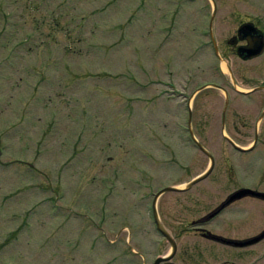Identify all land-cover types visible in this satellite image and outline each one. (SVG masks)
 Segmentation results:
<instances>
[{
  "label": "rangeland",
  "instance_id": "374dc122",
  "mask_svg": "<svg viewBox=\"0 0 264 264\" xmlns=\"http://www.w3.org/2000/svg\"><path fill=\"white\" fill-rule=\"evenodd\" d=\"M175 1L0 0V264H153L165 184L157 264H264V236L218 235L257 233L264 200L208 215L264 190V49L230 36L264 29V0ZM213 6L218 55L200 43ZM187 110L213 165L179 188L208 161Z\"/></svg>",
  "mask_w": 264,
  "mask_h": 264
},
{
  "label": "water",
  "instance_id": "95a60500",
  "mask_svg": "<svg viewBox=\"0 0 264 264\" xmlns=\"http://www.w3.org/2000/svg\"><path fill=\"white\" fill-rule=\"evenodd\" d=\"M248 25V26H247ZM239 31H241V33L242 34H248L249 35V37H250V41H252L253 42V44H252V49L254 48V47H256L257 45H258V42H259V40H258V36H257V34L255 33V28H254V26L253 25H250V24H248V23H243V24H241L240 26H239ZM252 34V35H251ZM250 48V49H251ZM261 48V42H260V45L253 51V52H257V51H259V49ZM249 48H241V53L242 54H249L250 53V50ZM250 50V51H249ZM227 137V139L229 140V141H231L232 142V144H234L235 145V143L233 142V140L231 139V138H229V136H226ZM202 149H204L202 146H200ZM205 150V149H204ZM211 163H212V157L209 155V161H208V164H207V166L202 170V171H200L199 173H197V174H195V175H193L192 177H190L189 179H187L185 182H184V184L182 185V186H180V187H185V186H187V185H189L191 182H193V181H195V180H197V179H199L200 177H202L207 171H208V169L210 168V165H211ZM172 185H165V186H163V187H161L160 189H158L157 191H156V193L154 194V196H153V199H152V202H151V205H152V212H153V217H154V220H155V223H156V226H157V228L167 237V239H168V241H169V249H168V251L165 253V254H161V255H158V256H156L155 258H154V260H153V263L154 264H157L156 263V261H157V259L158 258H161V257H163V258H165V257H169L172 253H173V251H174V249H175V241H174V239H173V237L161 226V224L159 223V221H158V219H157V217H156V213H155V208H154V198H155V195L158 193V192H160L161 190H163V189H166V188H168V187H171ZM259 193H262V192H259ZM264 233V228L262 229V231L260 232V233H258V234H256V235H254V236H252V237H250L249 238V240L250 239H254V238H256L257 236H259V235H261V234H263ZM165 261H168V262H171L172 264H175V263H173L172 261H170V260H165Z\"/></svg>",
  "mask_w": 264,
  "mask_h": 264
},
{
  "label": "flooded vegetation",
  "instance_id": "af4514ba",
  "mask_svg": "<svg viewBox=\"0 0 264 264\" xmlns=\"http://www.w3.org/2000/svg\"><path fill=\"white\" fill-rule=\"evenodd\" d=\"M230 36H231V38H233L234 36H238L239 38H241V35L238 33V31H234ZM201 43H202L203 45H207L209 48L213 49V47H214V42H213L212 39L210 38L209 31H207V38H206V40L202 41ZM239 44H243V45L246 44V41H245V39H244L243 37H242V42L239 43ZM237 46H238V45H237ZM226 105H227V101H226L225 107L222 108V109H223V112H222L223 114H224V112H225ZM222 109H221V111H222ZM260 184H261V182H260V178H259L258 181L256 180V181H254V182H252V183L240 184L239 186H248V187H251V188H254V189H263V188H259L260 186L263 187V186L260 185ZM259 185H260V186H259ZM239 186H238V187H239ZM258 186H259V187H258ZM236 188H237V187H236ZM236 188H234V189H232V190H235ZM232 190H231V191H232ZM231 191L227 192V194H225L226 196L224 197V199L218 201V203H216V204L214 205V207L217 206L218 204H220L221 202L224 201V203L220 206V207L222 208V207H224L225 205H227L228 203H230L231 201H233V200H235V199H240V198H246V199H250V200H251V199H253V200H256V199H258V200H264V197H262V196H258V195H256V194H254V193L249 192V191L246 190V191L242 192L241 195L235 196L236 194H234V195L231 196L228 200L225 201V199H227V197H228V195H229V193H230ZM234 196H235V197H234ZM247 236H249V235L247 234V235H245L244 237H240V238H238V237H224L223 239H225L224 242H226L227 244L231 245L232 247H243L244 245H246V244L248 243V242H246V243H243V242H242V241H243V238H246ZM263 236H264V235H263ZM263 236L257 238L255 241L261 239ZM253 242H254V241H253Z\"/></svg>",
  "mask_w": 264,
  "mask_h": 264
},
{
  "label": "bare ground",
  "instance_id": "6f19581e",
  "mask_svg": "<svg viewBox=\"0 0 264 264\" xmlns=\"http://www.w3.org/2000/svg\"><path fill=\"white\" fill-rule=\"evenodd\" d=\"M223 66H224V65H223V63H222V68H223Z\"/></svg>",
  "mask_w": 264,
  "mask_h": 264
}]
</instances>
